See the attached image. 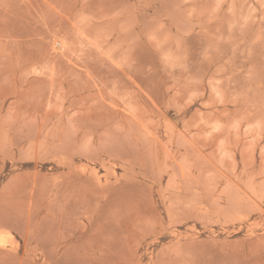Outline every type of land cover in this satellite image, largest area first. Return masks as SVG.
<instances>
[{
  "label": "rangeland",
  "instance_id": "1",
  "mask_svg": "<svg viewBox=\"0 0 264 264\" xmlns=\"http://www.w3.org/2000/svg\"><path fill=\"white\" fill-rule=\"evenodd\" d=\"M0 264H264V0H0Z\"/></svg>",
  "mask_w": 264,
  "mask_h": 264
}]
</instances>
